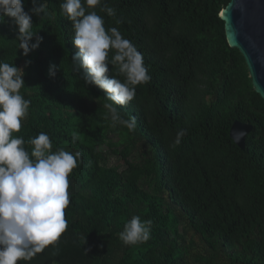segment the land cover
I'll use <instances>...</instances> for the list:
<instances>
[{"label": "trees", "instance_id": "obj_1", "mask_svg": "<svg viewBox=\"0 0 264 264\" xmlns=\"http://www.w3.org/2000/svg\"><path fill=\"white\" fill-rule=\"evenodd\" d=\"M44 2L47 14L32 15V31L42 42L28 56L18 49L12 20L0 23V61L23 69L20 92L30 101L13 135L30 152L28 141L45 132L53 151L82 157L68 177V228L54 245L18 264H181L182 220L207 248L208 264H219L224 250L230 264H264V102L253 92L240 54L226 44L218 15L229 0H102L89 9L137 47L151 77L135 86L132 101L116 105L124 119H136L134 130L115 128L118 150L112 153L125 166L120 173L101 166L112 122L106 109L89 104L91 96L106 94L85 84L83 70H73L78 49L60 7L64 0ZM105 6L116 15L108 16ZM32 7L24 0L26 12ZM50 65L57 68L54 77ZM109 75L125 79L112 64ZM233 122L252 127L243 150L228 136ZM181 129L186 135L176 145ZM135 149L145 151L129 162ZM143 177L154 194L137 197ZM133 215L151 220L152 227L148 241L128 246L119 234Z\"/></svg>", "mask_w": 264, "mask_h": 264}, {"label": "clouds", "instance_id": "obj_2", "mask_svg": "<svg viewBox=\"0 0 264 264\" xmlns=\"http://www.w3.org/2000/svg\"><path fill=\"white\" fill-rule=\"evenodd\" d=\"M102 0H64L60 5L74 29L73 45L78 51L71 57L73 70L81 72L85 84H93L106 94L104 104L113 126L129 130L136 127L135 117L124 119L116 105H127L136 95V87L151 77L143 54L119 31L105 28L104 18L95 9ZM30 12L24 10V0H0V23L8 17L16 26L18 49L28 56L37 49L42 37L33 33L32 15L46 13L44 0H32ZM110 17L115 9L105 6ZM31 13V14H30ZM121 21L117 20L119 24ZM35 36V42H32ZM113 55L109 60V52ZM31 62L26 60L25 67ZM115 65L125 79L109 75V65ZM57 68L49 66L54 77ZM24 71L13 63L0 61V264L30 261L50 245H54L68 228L65 209L70 204L69 175L81 162L79 151L63 148L53 151L50 136L41 132L31 138L29 152L20 131L28 115L30 101L20 90L24 86ZM186 130L176 133L179 145ZM152 221L133 215L120 232L121 241L128 246L149 240ZM86 235L83 237L85 243Z\"/></svg>", "mask_w": 264, "mask_h": 264}, {"label": "water", "instance_id": "obj_3", "mask_svg": "<svg viewBox=\"0 0 264 264\" xmlns=\"http://www.w3.org/2000/svg\"><path fill=\"white\" fill-rule=\"evenodd\" d=\"M218 18L227 46L240 54L251 88L264 102V0H229ZM251 128L238 122L230 126L228 136L239 150Z\"/></svg>", "mask_w": 264, "mask_h": 264}, {"label": "rangeland", "instance_id": "obj_4", "mask_svg": "<svg viewBox=\"0 0 264 264\" xmlns=\"http://www.w3.org/2000/svg\"><path fill=\"white\" fill-rule=\"evenodd\" d=\"M108 103L106 98L95 96L90 97L89 104L95 107L104 108V104ZM117 125H111L110 131L111 133L108 134L106 137V145H103L100 148L101 153V166L108 169H113L117 173H120L124 168V164L121 161L119 156H115L112 151L118 150V147L115 145L119 140L118 132L115 129ZM145 149H135L134 153L128 159L129 162H138L144 153ZM139 184V192L137 193V197L140 196V193H146L149 195L154 194L153 184L149 180V178L143 177L138 180ZM165 205L168 206V202H165ZM175 215H179L177 211L171 208ZM179 233L182 237V244L181 247L183 248V257L181 264H208L207 257L208 251L207 248L200 243L198 237L195 236L186 226L185 221H181L179 224ZM228 251L224 250L223 253H219L218 263L219 264H230L229 259L227 258Z\"/></svg>", "mask_w": 264, "mask_h": 264}]
</instances>
